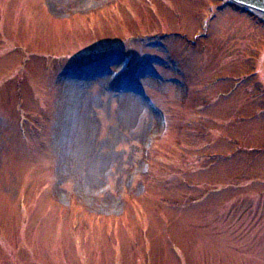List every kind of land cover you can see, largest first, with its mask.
<instances>
[{
	"label": "rangeland",
	"instance_id": "1",
	"mask_svg": "<svg viewBox=\"0 0 264 264\" xmlns=\"http://www.w3.org/2000/svg\"><path fill=\"white\" fill-rule=\"evenodd\" d=\"M0 264H264V16L0 0Z\"/></svg>",
	"mask_w": 264,
	"mask_h": 264
},
{
	"label": "water",
	"instance_id": "2",
	"mask_svg": "<svg viewBox=\"0 0 264 264\" xmlns=\"http://www.w3.org/2000/svg\"><path fill=\"white\" fill-rule=\"evenodd\" d=\"M232 2L246 6L264 16V0H231Z\"/></svg>",
	"mask_w": 264,
	"mask_h": 264
},
{
	"label": "bare ground",
	"instance_id": "3",
	"mask_svg": "<svg viewBox=\"0 0 264 264\" xmlns=\"http://www.w3.org/2000/svg\"><path fill=\"white\" fill-rule=\"evenodd\" d=\"M263 14V13H262ZM261 15V14H260ZM262 16V15H261Z\"/></svg>",
	"mask_w": 264,
	"mask_h": 264
}]
</instances>
